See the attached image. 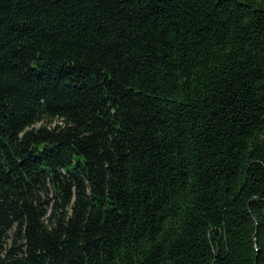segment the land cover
<instances>
[{
	"label": "trees",
	"instance_id": "1",
	"mask_svg": "<svg viewBox=\"0 0 264 264\" xmlns=\"http://www.w3.org/2000/svg\"><path fill=\"white\" fill-rule=\"evenodd\" d=\"M0 264H264V0H0Z\"/></svg>",
	"mask_w": 264,
	"mask_h": 264
}]
</instances>
